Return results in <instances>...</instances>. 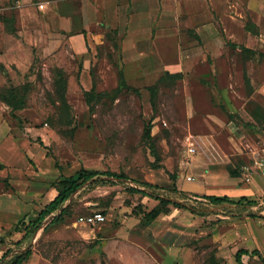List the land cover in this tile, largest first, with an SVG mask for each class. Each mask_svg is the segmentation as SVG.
I'll list each match as a JSON object with an SVG mask.
<instances>
[{
	"label": "rangeland",
	"instance_id": "374dc122",
	"mask_svg": "<svg viewBox=\"0 0 264 264\" xmlns=\"http://www.w3.org/2000/svg\"><path fill=\"white\" fill-rule=\"evenodd\" d=\"M70 1L74 0H0L1 18L14 16L13 33L28 44V52L22 50L17 59L28 69H20L15 63L8 68L0 61V88L22 84L30 88L14 138L23 154L17 153L13 140H7L5 148L0 144V264H11L17 254L27 251L28 259L22 264H146L141 259L147 250L141 234L148 224L145 212L151 206L129 186L144 185L148 175L158 182L153 192L185 196L165 183L173 180L181 165L206 166L217 161L216 157L229 161L226 152L238 167L250 164L252 149L264 144L257 134H264V54L257 58L255 50L245 47L244 42L226 37L220 54L207 56V36L189 23L192 16L188 5L179 11L181 15L170 8L165 11L164 6L162 15L166 16L159 14V19L170 17L178 23L171 26L169 21L159 26L154 21L148 29L149 37L162 35L166 40L161 57L154 62L141 63L135 58L136 46L144 48L138 42L127 44V28L108 26L104 20L97 24L94 14L89 30H84L87 55L61 48L43 49L40 42H47L51 36L41 35L42 21L56 22V9ZM248 15L247 23L251 24ZM36 17L38 27H31L28 33L18 32L23 20ZM217 27L220 36L225 35L224 27ZM96 34L99 37H94ZM172 37H176L178 50L201 45L203 53L179 58L167 41ZM63 45L67 47L66 42ZM251 62L255 69L249 67ZM60 70L66 77L67 105L57 92ZM259 87L262 90L258 91ZM86 90H92L91 103ZM231 121L243 131L238 136L243 137L240 145L245 154L238 159V144L229 139ZM149 122L154 146L145 135ZM201 133H212L222 146L196 144L192 135H209ZM26 142L36 144V149L29 151ZM206 152L212 153L213 159ZM83 170H97L102 175L84 182L34 230L38 214L59 192L58 181L77 177ZM106 170L124 177H111L104 173ZM62 208H66L63 218L50 223ZM259 209L264 210V203ZM91 211L107 215L103 225H92V229L119 231H108L103 237L100 233L78 235L72 222ZM132 215L139 218L134 225L127 218ZM129 236L133 239L126 242ZM194 241L190 242L192 264H218L211 239Z\"/></svg>",
	"mask_w": 264,
	"mask_h": 264
},
{
	"label": "crops",
	"instance_id": "0c3cea01",
	"mask_svg": "<svg viewBox=\"0 0 264 264\" xmlns=\"http://www.w3.org/2000/svg\"><path fill=\"white\" fill-rule=\"evenodd\" d=\"M70 2L67 5H59V8L56 9L58 14L57 23L48 24L47 20L42 21L43 34L41 35L46 38V34L49 33L51 36L49 40L47 39V42H40L43 49L50 51V49L61 48L62 51L71 50L78 55H87L89 46L84 30H89L90 16L94 14V21L97 24L104 20L108 26L127 28L129 34L127 44L138 42L144 48L140 50L136 46L135 58L142 61L141 63L154 62L156 58L161 57L160 53L166 40L162 35H157L155 39L149 37L148 29L151 28L150 26L154 21L159 26H163L169 21H171L169 24L171 26L178 23L175 19L172 22L173 18L170 17L166 18L168 20L159 19V14L161 17L166 16L162 15L164 6H166L165 11L170 8L173 13L178 11V15H181L185 11L183 7L188 5L189 13L192 16L189 23L196 28L200 35L203 36L205 33L204 35L207 36V40L204 38L209 51L207 56H218L223 49L222 47H224L226 37L233 42H244L245 47L255 50L256 55L254 56L257 58L264 54V0H131V3L124 0H74ZM168 2L173 5L168 7ZM249 13L251 15H248ZM246 15L249 16L248 19H252L251 24L247 23ZM194 17L195 20H193ZM203 17L205 19H202ZM38 22L37 17L33 20H23L18 32L28 33L31 27H38ZM217 25L224 27L225 35L220 36ZM249 25L257 30L253 31L251 28L247 30L246 28ZM51 27L55 31H50ZM57 32L60 35H56ZM88 34H90V31H88ZM94 37L97 38L99 35L96 34ZM175 38H167V41L172 43V51L179 58L203 53L201 45H196L189 50L180 47L178 50L175 47ZM64 42L67 43V47H64ZM131 49L132 47L126 49V51L129 52ZM22 50L28 52V44L13 32L7 31L5 22L1 18L0 61L4 62L8 68L15 63L20 69H28L27 67L22 68V63L17 60L19 59L18 54ZM26 56L28 57V53ZM253 62L249 65L251 69H255ZM260 90H262V87L258 88V91ZM21 111L24 110H17L15 112L16 116L12 113V109L8 104L0 101V144L5 148L8 143L7 140H13L14 148L18 154H23V152L14 138L20 128L17 118L21 116ZM233 124L234 122L231 121L228 126L229 139L232 142L235 141L234 144H238V150L235 151L238 159V157L245 154L240 145L243 137L239 138L240 136H238L239 133L243 135V131L238 128L239 126L234 127ZM201 134H209L216 146H222L212 133ZM257 134L264 139L262 132L257 131ZM25 146L29 147V151L36 149V144L30 146V142H26ZM226 153L225 156L228 157L229 161L226 158L221 161L216 157L217 161L213 160L206 166H202V164L194 166L181 165L173 180L168 179V181H165L173 189L172 191L185 194V196L182 195L183 197L181 195L175 196L153 192L151 189L158 185V182L151 180L148 175L147 180H144V185H131L147 191L142 196L145 197L143 201L151 206L147 207L148 210L155 207L160 202L161 197L186 205L180 206L174 202L169 203L167 211L161 212L146 227H143L141 235L145 240L142 239V242L147 250H143L141 259L146 264H192L193 251L190 242L195 240L196 243L199 240V243H204L209 239L213 241L215 246V256L218 264H264V210H256L262 207V203H264V167L254 168L251 179L247 181L243 177V171H241L243 168L245 169L246 164L238 167V164ZM206 155L212 158L213 154L206 152ZM232 169L239 171V173H232ZM189 175L194 176V179L189 180L187 178ZM206 195H227L234 200L239 199L241 196H248L257 200L258 203L248 206L236 202L215 204ZM199 204L202 206H199ZM190 206L201 209L203 212H198ZM127 218L131 219L133 225L139 219L135 215ZM106 220L94 225L101 226ZM72 227L81 237L98 236L99 233L103 237L105 234H109L108 231H112L111 234L119 231L117 228L115 230H103V232L102 230L92 229V225L80 222L77 218L72 222ZM141 235H136L135 238ZM131 238L129 236L126 242H130ZM160 248L163 252L159 251ZM155 251L157 255H155ZM108 256L111 258L109 252Z\"/></svg>",
	"mask_w": 264,
	"mask_h": 264
},
{
	"label": "trees",
	"instance_id": "16d2710c",
	"mask_svg": "<svg viewBox=\"0 0 264 264\" xmlns=\"http://www.w3.org/2000/svg\"><path fill=\"white\" fill-rule=\"evenodd\" d=\"M3 21L5 22V27H6L7 31H11V32L16 31V28L13 25V23L15 21L14 16H10V17L3 16ZM59 74L60 75H59L58 79L56 80V83L58 84L57 85L58 86L57 92H58V95L60 97V100L65 103V101H66V90H67V88H66V77H65L63 71H61V70L59 71ZM0 89H1L0 100L4 101L6 104H8L12 109V113L17 116V114L15 112L17 110H20V109H23L26 107V104H27L26 99L28 96V91L30 90L29 85L28 84H22L19 86L10 85L9 87H2ZM151 89H153V87H151ZM99 95H101V94H99ZM86 97H87L88 102L91 103L92 97H93L92 90H86ZM260 129H262V128H260ZM145 135L148 138V141L151 143V146H154L152 144V143H154V141H153L154 136L152 134V124L150 122L147 124V126L145 128ZM231 172L234 174L239 173V171H237V170L235 171L234 169H232ZM104 173H106L109 176L124 177L123 174L113 172L110 170H106ZM99 175H102V173L100 171H97V170H88V171L83 170V171L79 172V175L77 177L76 176H67V177H64L62 180H59L58 184H57L59 192L51 201H49L45 205V207L38 214V217L34 221V224H35L34 230H36L40 227L43 220H45V218L48 215H52L53 213H55L61 207V205L69 199V197L72 195V193H74L76 190H78L83 185L84 182H86V181H88V180H90L96 176H99ZM129 189L132 190L133 192L141 193L142 195L147 193L146 190L136 188L133 186H129ZM206 197L211 202H213L215 204H219V203H223V202H230V203L236 202L238 204L248 206V205H253V204L258 203L257 200L251 199L248 196H241L237 200H234L227 195H222V196H220V195H206ZM171 202H174L176 205L186 206L181 202L172 201L166 197H161L160 202L155 207H153L149 211L145 212L146 222L149 223L151 220L156 218L161 212L167 211L168 210V204ZM190 207L193 208L194 210L198 211V212H203L201 209H197V208L192 207V206H190ZM64 211H66V208L65 209L62 208V212L60 214L56 213L50 223L63 218ZM28 255H29L28 251L26 253L17 254L15 256V258H13L11 264H22V263H24L28 259Z\"/></svg>",
	"mask_w": 264,
	"mask_h": 264
},
{
	"label": "built area",
	"instance_id": "2783aa9c",
	"mask_svg": "<svg viewBox=\"0 0 264 264\" xmlns=\"http://www.w3.org/2000/svg\"><path fill=\"white\" fill-rule=\"evenodd\" d=\"M192 139L198 145L204 144L205 146H214V142L209 135H192ZM251 158V164L246 165L243 172V177L247 181L251 179L254 168L264 167V144L261 147L252 149ZM187 178L189 180L194 179V177L191 175L187 176ZM106 219L107 215L103 211H91L89 213H84L77 216L78 221L87 223L89 225L104 222Z\"/></svg>",
	"mask_w": 264,
	"mask_h": 264
},
{
	"label": "water",
	"instance_id": "95a60500",
	"mask_svg": "<svg viewBox=\"0 0 264 264\" xmlns=\"http://www.w3.org/2000/svg\"><path fill=\"white\" fill-rule=\"evenodd\" d=\"M111 177H114V176H111ZM46 223H47V221L44 222V224H46ZM44 224H43V225H44Z\"/></svg>",
	"mask_w": 264,
	"mask_h": 264
}]
</instances>
